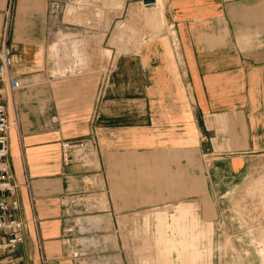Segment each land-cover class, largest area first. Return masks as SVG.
<instances>
[{
    "label": "crops",
    "instance_id": "obj_1",
    "mask_svg": "<svg viewBox=\"0 0 264 264\" xmlns=\"http://www.w3.org/2000/svg\"><path fill=\"white\" fill-rule=\"evenodd\" d=\"M121 1L125 9L148 6L144 0ZM60 3L0 0V53L7 46L13 56L11 74L29 82L12 93L6 84L3 96L25 240L13 252H0V264H74L64 257L67 221L61 198L79 188L80 175L90 169L85 164L96 153L100 158L99 150L114 153L119 139L138 140L132 144L145 150L157 146L158 138H171L177 146L180 132L188 137L201 128L213 141V150H222L219 155L231 160L228 170L236 175L253 158L264 156V0H167L172 34L161 36L162 42L145 40L138 50L110 63L107 58L99 62L91 50L98 40L82 36L94 40L88 42L86 52L92 56L83 74L56 79L48 64V26L50 11ZM116 19L93 22L106 27L102 43ZM64 44L49 49L68 74L80 60L76 43ZM115 49L108 47L105 54ZM86 140L88 151L73 152L74 162L65 165L62 143ZM113 186L117 195L120 185ZM157 189L159 197L164 191L177 192L168 184ZM182 215L173 218L181 220ZM166 218L165 213L156 214L160 226ZM0 238H5L1 232ZM188 250L195 249L191 245ZM193 259L198 264L197 254Z\"/></svg>",
    "mask_w": 264,
    "mask_h": 264
},
{
    "label": "rangeland",
    "instance_id": "obj_2",
    "mask_svg": "<svg viewBox=\"0 0 264 264\" xmlns=\"http://www.w3.org/2000/svg\"><path fill=\"white\" fill-rule=\"evenodd\" d=\"M167 14V0L129 9L121 0H94L93 4L91 0H62L50 11L48 47L76 43L79 66L85 70L92 56L87 54L88 42L98 40L91 50L97 52L99 62L107 58L111 63L113 57L138 50L145 40L162 42L161 36L171 35ZM114 16L119 19L102 43L106 27L95 23L112 22ZM107 46L116 48L108 57ZM49 48L51 74L56 79L70 77ZM178 136L177 146L171 138H158V145L147 150L132 144L138 140L119 139L114 153L99 150L100 158L96 153L85 164L90 169L80 175V186L73 190L84 198V204L72 210L63 238L67 260L74 264H193L194 254L198 264H251L257 259L254 242L264 240V156L253 158L248 169L236 175L228 170L231 160L226 162L228 156L219 155L222 150H213V141L208 134L202 135L201 128L192 136L187 137L186 131ZM114 182L120 185L117 195ZM163 184L177 192L164 191L159 197L157 187ZM97 199L107 212L93 207ZM158 212L167 216L164 225L157 222ZM174 214L184 216L174 220ZM191 245L195 250H188ZM181 246L186 249L178 251Z\"/></svg>",
    "mask_w": 264,
    "mask_h": 264
},
{
    "label": "built area",
    "instance_id": "obj_3",
    "mask_svg": "<svg viewBox=\"0 0 264 264\" xmlns=\"http://www.w3.org/2000/svg\"><path fill=\"white\" fill-rule=\"evenodd\" d=\"M64 44V47L68 44ZM66 48V47H65ZM69 57V53L67 52ZM74 59V56H70ZM13 65V56L10 49L6 46L0 53V232L4 235V239L0 238V252H13L25 240V222L19 217L21 210L20 202L17 199L20 187L14 179L10 163V145L9 132L11 125L9 122L6 105L3 102L5 86L8 84L11 92L20 90L29 85V82H24L19 76L11 74ZM73 72L70 71V76L82 75L84 69L80 66H74ZM8 82V83H6ZM90 141H65L62 143V154L65 165H71L74 162L73 150L88 151ZM88 178V177H86ZM86 181V180H85ZM87 182H91V178ZM86 184V183H85ZM14 197L12 201H8L6 197ZM86 201V200H85ZM92 201V200H90ZM84 198L79 196L76 191L68 192L61 198V205L63 208L64 218L67 221L66 231L68 230L70 220L73 212L78 210L84 204ZM89 203V202H88ZM87 206H93L92 204ZM99 210V205L95 203L93 206ZM74 211L72 212V210ZM101 212V211H100ZM79 220L77 223L79 224ZM256 251V246H255ZM257 253V251H256ZM257 259L253 260L251 264H262V260L257 253Z\"/></svg>",
    "mask_w": 264,
    "mask_h": 264
},
{
    "label": "bare ground",
    "instance_id": "obj_4",
    "mask_svg": "<svg viewBox=\"0 0 264 264\" xmlns=\"http://www.w3.org/2000/svg\"><path fill=\"white\" fill-rule=\"evenodd\" d=\"M74 66L75 65H72V68H71L72 72H73V68H75ZM6 83H8V82H6ZM97 204L99 205V207H98L99 210L103 207L104 208L103 211H107V209L103 206V201H101L100 199H97ZM80 223H81V221H80ZM254 243H255V246H256V251H257L258 255L260 256V258L262 260V264H264V240L261 241V242L255 241Z\"/></svg>",
    "mask_w": 264,
    "mask_h": 264
},
{
    "label": "water",
    "instance_id": "obj_5",
    "mask_svg": "<svg viewBox=\"0 0 264 264\" xmlns=\"http://www.w3.org/2000/svg\"><path fill=\"white\" fill-rule=\"evenodd\" d=\"M156 0H144V4L149 5L155 3Z\"/></svg>",
    "mask_w": 264,
    "mask_h": 264
}]
</instances>
